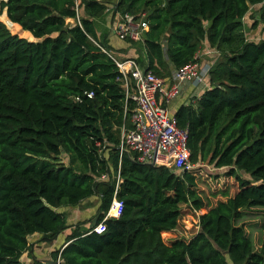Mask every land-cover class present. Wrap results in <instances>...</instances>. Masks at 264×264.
I'll list each match as a JSON object with an SVG mask.
<instances>
[{
	"label": "trees",
	"instance_id": "obj_1",
	"mask_svg": "<svg viewBox=\"0 0 264 264\" xmlns=\"http://www.w3.org/2000/svg\"><path fill=\"white\" fill-rule=\"evenodd\" d=\"M110 2L113 12L143 13L134 59L156 75L194 61L202 40L218 51L208 86L174 117L189 162L211 165L207 172L232 178L236 190L202 209L193 231L177 227L179 203L203 206L192 167L175 173L118 158L114 148L133 103L92 22ZM253 4L258 41L244 37L241 22ZM93 195L92 224L113 196L119 216L101 231L67 225L56 207ZM250 207L264 210V0H0V264H25L28 235L49 242L66 226L52 262L31 264H56L57 255L58 264H264V215L257 249L236 222Z\"/></svg>",
	"mask_w": 264,
	"mask_h": 264
},
{
	"label": "built area",
	"instance_id": "obj_2",
	"mask_svg": "<svg viewBox=\"0 0 264 264\" xmlns=\"http://www.w3.org/2000/svg\"><path fill=\"white\" fill-rule=\"evenodd\" d=\"M105 10L113 11V4L110 2ZM113 13L117 14L113 23L114 35L121 40L142 42L147 28L143 13L137 18L127 12ZM206 53L211 57L199 61L195 53L194 61L173 69L167 76L156 75L152 70L144 68L136 62L134 56L117 57L110 54L118 71L116 79L120 81L124 99L133 103L129 126H120L118 142L114 146L118 158L125 154L141 163L162 164L176 171L190 167L186 129L176 124L174 110L170 109L169 102L178 95L184 82L194 86L208 84V72L218 51L211 47ZM87 95L90 96L91 92ZM121 209L122 201L113 196L101 220L91 224L90 230L101 231L104 228V219L118 217ZM60 261L61 258L57 255L56 264Z\"/></svg>",
	"mask_w": 264,
	"mask_h": 264
},
{
	"label": "rangeland",
	"instance_id": "obj_3",
	"mask_svg": "<svg viewBox=\"0 0 264 264\" xmlns=\"http://www.w3.org/2000/svg\"><path fill=\"white\" fill-rule=\"evenodd\" d=\"M258 5L259 4L250 5L247 12L241 18L244 37L247 40L258 41L259 39L263 38V32L260 28V24L257 23V25L253 26V24L255 23L257 19V15H258L257 14ZM100 16H103L104 18H106V14L104 13L99 15V17ZM94 27L96 30H99L98 23H94ZM18 34L28 39H34L27 32L26 33L19 32ZM111 35H113L112 36L113 38L112 37L110 38V43L112 44L113 47L119 46L123 43V45L125 46L119 47L118 49L120 51H123L125 54H130L131 56L136 55L138 50L135 49L132 41H129L127 39L121 40L114 34H111ZM127 42H129V44H127ZM112 46L110 45V47ZM130 46L133 49L131 51L126 52L127 48ZM113 54L118 57V55L114 51H113ZM172 103H173V99L169 102V106L170 108L175 109L176 106L175 105L173 106ZM61 160L62 161L66 160L64 155L61 156ZM189 164H190L189 166L192 167L191 168L192 174L195 175V183L197 186L196 191L200 195L203 201V206L199 210H193L187 204L179 203V213L180 214H179L178 221H177V227L183 230L193 231L194 226L191 224L197 221L198 213H200L202 209H206L210 205L216 203L218 200L224 199L225 197L231 195L236 190V184L230 177H224L221 175L215 178L212 177L207 172V171L213 172L215 170L213 167H211V165H207L205 163H201V164L195 163L194 164L191 162H189ZM168 168L175 173L178 172L170 167ZM102 177H105V175H102ZM97 204H98V199L96 196H94V197L88 198L87 201H85V203L80 201L75 206L62 205V206L56 207V209L60 211L62 210L63 212L68 213V215L65 214V217H67V221L75 223L77 221L83 220V223L81 224V226L83 225V227H86L93 223L92 217L94 216V213L96 211ZM82 207H86L84 210H82L83 213L80 210L82 209ZM71 208L73 209V211H70ZM77 213L78 215L76 216ZM263 215H264V210L262 208L250 207L247 209H243L241 216L239 217L238 220H236L237 223L243 224L244 231L249 236L252 242V247H254L255 249L258 248L259 243H260L261 229L259 228V223ZM189 222H193V223L189 224ZM187 227L190 229H186ZM24 252L25 250L21 252V254H23ZM21 254L19 256V259H21L20 258ZM21 261L24 263L23 260Z\"/></svg>",
	"mask_w": 264,
	"mask_h": 264
},
{
	"label": "crops",
	"instance_id": "obj_4",
	"mask_svg": "<svg viewBox=\"0 0 264 264\" xmlns=\"http://www.w3.org/2000/svg\"><path fill=\"white\" fill-rule=\"evenodd\" d=\"M110 1V0H109ZM104 14H106V18H104L103 16H98V17H93L92 18V22L93 25L94 23H98L99 25V30H96V36L99 39H103L106 38L107 43L110 44L112 46V44L110 43V38L113 36L111 34H114L113 32V23H115L116 19H117V14L113 13L112 10H105L103 12ZM113 38V37H112ZM123 43L119 46H112V49H114V52L118 55V56H131L130 54H125L123 51H120L118 48L119 47H123ZM134 46V45H133ZM136 49V46H134ZM211 46H209L206 42V40H202L201 44H200V48L198 49V51L196 52V59L199 61H204L206 59H208L209 57H211L210 54L206 53L210 50ZM133 48L130 46L127 48L126 52L131 51ZM134 52V51H132ZM135 56V55H133ZM217 58V56L215 57V59ZM208 84H202V85H197L194 86L192 84H190L189 82H184L181 85L180 91L178 93V95L173 99V103L172 105L176 106L181 103V102H186V100L190 97H193V95H198L201 90H203L205 87H207ZM170 107V106H169ZM171 110H175L170 108ZM90 196V197H94ZM85 201H87V199H83L81 200V202L85 203ZM75 206V205H73ZM86 207H82L81 212L83 213L82 210H84ZM79 210V209H78ZM70 211H73V209L71 208ZM65 214L68 215V213L65 212ZM78 215V213L76 214V216ZM66 224H72V222L67 221V217H66ZM83 227V225L81 226ZM87 227V226H86ZM70 227L66 226L64 229H62L60 232H58L56 234V236L49 242L40 240V233H32L30 235L27 236V241L29 244V247L27 250H25V252L23 254H21V259L23 260L25 264H31L32 260H36V261H40L43 263H46V260H51V256H50V251L53 249H60L64 244H65V235L69 232Z\"/></svg>",
	"mask_w": 264,
	"mask_h": 264
},
{
	"label": "bare ground",
	"instance_id": "obj_5",
	"mask_svg": "<svg viewBox=\"0 0 264 264\" xmlns=\"http://www.w3.org/2000/svg\"><path fill=\"white\" fill-rule=\"evenodd\" d=\"M2 13H4L5 14V11H4V9H3V11H2ZM9 22L11 23L12 21H10L9 20ZM6 25V24H5ZM6 27L8 28V26L6 25ZM9 29V28H8Z\"/></svg>",
	"mask_w": 264,
	"mask_h": 264
},
{
	"label": "water",
	"instance_id": "obj_6",
	"mask_svg": "<svg viewBox=\"0 0 264 264\" xmlns=\"http://www.w3.org/2000/svg\"><path fill=\"white\" fill-rule=\"evenodd\" d=\"M51 262H52V260H50V259L49 260H46V263H51Z\"/></svg>",
	"mask_w": 264,
	"mask_h": 264
}]
</instances>
